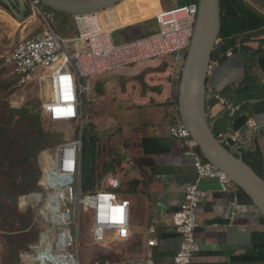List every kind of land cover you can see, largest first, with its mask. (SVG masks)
<instances>
[{
  "label": "crops",
  "instance_id": "0c3cea01",
  "mask_svg": "<svg viewBox=\"0 0 264 264\" xmlns=\"http://www.w3.org/2000/svg\"><path fill=\"white\" fill-rule=\"evenodd\" d=\"M8 16L23 29L20 41L33 37L43 27L34 13L25 22ZM101 18L111 26L116 14L111 10ZM221 20L219 40L235 41L240 48L209 76L208 117L216 133L239 137L233 151L243 158L254 162L250 153L260 152L264 174V0H222ZM130 28L113 30L116 33ZM8 34H12L13 42L17 40L13 26ZM1 38L3 47L17 44L4 43ZM179 78L173 61L163 59L90 81L92 124L97 131L113 136L109 142L126 159L120 174L124 179L120 194L132 202L127 239L111 233L107 255L115 257L103 258L122 264L151 253L157 264L171 262L181 240L174 216L183 209L184 188L197 184L208 197L198 209L196 237L201 251L192 264H264V219L257 208L235 186L225 187L209 179L199 181L192 161L170 135L169 128L179 119ZM217 96L230 100L237 110L234 118ZM248 121H254L258 129H248ZM235 201L238 207L231 221ZM153 226L155 234L150 232ZM152 240L155 244L150 246ZM115 244L123 245L125 251L114 253Z\"/></svg>",
  "mask_w": 264,
  "mask_h": 264
},
{
  "label": "built area",
  "instance_id": "2783aa9c",
  "mask_svg": "<svg viewBox=\"0 0 264 264\" xmlns=\"http://www.w3.org/2000/svg\"><path fill=\"white\" fill-rule=\"evenodd\" d=\"M34 15L42 19V29L33 37L26 38L14 46L0 44V61L5 68L19 78L17 88L24 89L32 83L40 88L42 115L48 124H72L83 120L84 97L93 91L90 81L95 77L134 68L139 65L171 59L174 70L180 75L194 37L199 6L196 4L173 8L156 16L159 31L131 42L115 44L114 30L106 25L101 16L111 10L74 17L77 36L74 40H63L54 28V18L40 8L41 0H26ZM49 10V9H48ZM222 41H218L219 46ZM70 44V45H69ZM69 45V46H68ZM218 48V47H217ZM237 45L226 54L212 58L208 76L219 67L224 59H231ZM88 80V87L83 81ZM217 101L226 106L229 116L237 115L229 99L221 96ZM250 130H257L254 121H248ZM173 140L184 149L187 159L193 163L198 180H215L222 186H235L230 179L211 163L204 160L197 143L189 130L179 120L169 128ZM218 141L232 150L239 142L237 135L216 134ZM56 153V152H55ZM53 156V157H52ZM46 160L48 179L58 189L56 197L43 204L41 218L45 232L41 241L32 245L20 256L25 264H116L110 258L97 259L82 255V225L87 223L89 244L94 248H105L110 234L116 232L122 240L127 239L131 229L132 202L121 197L122 176L110 174L105 185L97 191L85 193L82 183V141H73L60 147L56 155ZM48 161V162H47ZM56 162V167L50 164ZM236 187V186H235ZM185 203L181 212L174 216L176 230L180 234L179 249L169 263L192 264L201 251L196 237L198 209L208 197L197 184L184 188ZM33 202H29V207ZM41 204V203H40ZM39 205V204H37ZM231 221L236 217L238 202H234ZM78 229V239L73 227ZM156 233L155 226L150 228ZM43 240V242H42ZM155 241L149 242L153 246ZM122 264H157L151 253L133 257Z\"/></svg>",
  "mask_w": 264,
  "mask_h": 264
},
{
  "label": "rangeland",
  "instance_id": "374dc122",
  "mask_svg": "<svg viewBox=\"0 0 264 264\" xmlns=\"http://www.w3.org/2000/svg\"><path fill=\"white\" fill-rule=\"evenodd\" d=\"M179 1L125 0L112 9L114 15L116 14V19L110 27L111 29L133 28L117 32L118 34L113 36L114 43H127L149 36L148 33L157 29L155 16L163 10L180 7ZM2 2L8 9L0 7L1 39L8 44L18 43L22 38L23 29H20L19 24L8 15L14 16L17 21L25 22L31 18L32 9L26 0H2ZM40 9L54 18V28L63 40L76 39L77 30L72 17L52 12L45 7ZM38 19L42 22L40 16ZM12 26L18 33L17 40L14 42L11 40L12 34H8L12 31ZM125 37L127 39H124ZM15 77L10 69L0 64V264H25L20 259L21 254L30 246L39 243L41 235L45 232V223L40 216L43 204L47 201L46 175L44 177L47 157L55 154L60 147L80 140L83 152L84 135L86 140L97 149L96 169L97 175L101 174L98 188L105 185L108 175L123 173L122 165L126 161L118 154L116 147L111 145V140L109 142L113 136L106 134L103 130L97 131L92 124L94 103H88L87 94L84 97L83 120L72 124H48L44 122L42 115L40 88L36 83L24 89L17 88L13 82ZM83 85L88 87L89 81L84 80ZM25 110L30 113V117L21 114ZM40 132L50 134L51 146L44 149L34 160L29 158V154L25 151L26 136L28 134L38 135ZM87 162L88 159L84 157L85 166ZM35 196L41 197V200L37 199L36 204L34 203ZM22 199L25 206H28L29 202L33 203L22 209ZM88 224L89 222L84 221L82 225L83 257L85 259L88 256L97 259L105 256L115 257L113 254L107 255L108 249L94 248L89 244ZM73 230L78 239L77 227L74 226ZM112 249L116 254L125 251L123 245L120 244H115Z\"/></svg>",
  "mask_w": 264,
  "mask_h": 264
},
{
  "label": "water",
  "instance_id": "95a60500",
  "mask_svg": "<svg viewBox=\"0 0 264 264\" xmlns=\"http://www.w3.org/2000/svg\"><path fill=\"white\" fill-rule=\"evenodd\" d=\"M125 0H41L52 12L69 17L99 14ZM222 0H199L198 20L179 82L178 111L205 161L223 172L250 199L264 219V178L217 139L207 112L208 69L221 34ZM84 119V118H83Z\"/></svg>",
  "mask_w": 264,
  "mask_h": 264
},
{
  "label": "trees",
  "instance_id": "16d2710c",
  "mask_svg": "<svg viewBox=\"0 0 264 264\" xmlns=\"http://www.w3.org/2000/svg\"><path fill=\"white\" fill-rule=\"evenodd\" d=\"M193 4L198 5L199 4V0H180L179 1L180 7L193 5ZM0 7H2L5 10L8 9L7 6H5V4H3L2 0H0ZM171 9H173V8H171ZM160 13H158L157 15H159ZM109 27H110V25H109ZM158 31H159V29L157 27V29L155 31L150 32L147 35L156 34ZM116 34H118V33H116ZM221 38H222V36L220 35L219 39H221ZM235 45H236L235 41H224L223 40L222 43L218 46V48L215 51V53L213 54V58L219 56L220 54H226L230 49L234 48ZM0 64L1 65L3 64L2 61H0ZM13 82L17 86V84L19 82V78L15 77ZM177 106H178V104H177ZM21 114H25L27 117H30L29 116L30 113L27 110H25L24 112H21ZM177 114H178V117H179V113H177ZM179 120H180V118L178 119V121ZM36 135L37 134H28L26 136L27 141H26V144H25L26 153L29 154V158L34 159V160L38 158V156L41 154V152L44 149H47L48 147L51 146V136H50V134H45L44 132H40V133H38L39 136L37 135V137H36ZM250 156L251 157H255L254 158V162L250 161L248 157H245L244 160L259 175H261L264 178L263 161L261 159L260 152L256 151L255 153H250ZM84 157H86L88 159L87 166L84 165ZM26 162H28V159H26ZM97 162H98V155H97L96 147H93V145H91V143L89 141H87L86 138L83 135V173H82V183H83V189H84L85 193L97 191V190L100 189V188H98V183H100V175L101 174L98 173V175H97V169H96ZM239 191L241 192V194L248 201H250V199L242 192L241 189H239ZM23 199H22V204H21V208L22 209L26 208V206L23 205ZM37 199L41 200V197L40 196H35L34 197V203L35 204H36ZM30 249H31V246L29 247L28 250H30Z\"/></svg>",
  "mask_w": 264,
  "mask_h": 264
},
{
  "label": "bare ground",
  "instance_id": "6f19581e",
  "mask_svg": "<svg viewBox=\"0 0 264 264\" xmlns=\"http://www.w3.org/2000/svg\"><path fill=\"white\" fill-rule=\"evenodd\" d=\"M124 2V1H123ZM122 2V3H123ZM112 10V9H111ZM57 153V152H56ZM56 153L54 155H56ZM52 156V155H51ZM53 157V156H52ZM51 157H47V159H49ZM48 162V161H47ZM56 167V162L54 163H51L50 164V168H54ZM46 175V177H45ZM44 177L46 178V185H45V189H46V192H47V199L51 198V197H56L57 194H58V189H55L54 185L51 183V181L48 179V173H46V170H45V173H44ZM43 242V240H42Z\"/></svg>",
  "mask_w": 264,
  "mask_h": 264
}]
</instances>
